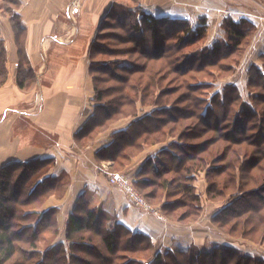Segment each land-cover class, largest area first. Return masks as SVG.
Returning <instances> with one entry per match:
<instances>
[{"label":"trees","instance_id":"trees-1","mask_svg":"<svg viewBox=\"0 0 264 264\" xmlns=\"http://www.w3.org/2000/svg\"><path fill=\"white\" fill-rule=\"evenodd\" d=\"M107 17L110 21L100 26L110 31L96 35L90 49L96 110L77 138L89 142L112 123L133 118L97 155L112 160L115 170L146 146L172 138L166 149L146 160L135 188L182 222L190 212L178 209L200 210L192 182L195 173L205 171L208 197L232 199L213 222L231 236L264 243V50L261 64L252 63L245 71L249 101L235 83L215 91L213 80L219 71L231 76L243 64L257 26L246 18H225L224 38L208 44L206 18L194 27L185 19L122 4H115ZM11 23L19 54L16 81L27 90L36 84V74L26 55L25 26L18 14ZM118 44L132 46L119 49ZM124 55L131 60L103 59ZM7 61L0 40V88L7 82ZM53 161L0 166V264H264L263 258L229 246L202 251L190 244L162 253L148 235L118 223L101 205L89 208L84 198L69 217L68 245L39 250L42 233H59L58 209L38 210L60 190L61 178L49 175Z\"/></svg>","mask_w":264,"mask_h":264},{"label":"crops","instance_id":"crops-1","mask_svg":"<svg viewBox=\"0 0 264 264\" xmlns=\"http://www.w3.org/2000/svg\"><path fill=\"white\" fill-rule=\"evenodd\" d=\"M13 1L11 13L0 10V40L8 58V83L0 88V166L36 159L54 160L49 175L61 178L59 195H52L38 209H58L59 233L53 235L52 244L66 240L69 217L81 198L89 208L101 205L118 223L148 235L157 251L164 252L177 244H203L211 230L208 221L196 228L173 226L157 214L138 209L124 191L109 183L107 173L118 170L112 160H101L97 155L113 143L115 134L126 129L133 118L116 121L89 142L77 138L96 110L90 46L102 19L115 4H124V0ZM140 1L145 2L143 10L154 16L185 19L194 27L202 18L209 17L208 44L224 38L223 20L228 18V11H235L233 19L246 18L257 26L246 53L251 60L245 63V71L252 63L261 64L264 6L258 17L246 9L240 12L227 8L228 0ZM205 8L210 9L208 15ZM15 14L25 26L26 55L36 74V84L27 90L19 88L16 81L19 54L11 23ZM245 81L247 84V78ZM172 140L146 146L121 171L127 172L134 182L146 160L157 156Z\"/></svg>","mask_w":264,"mask_h":264},{"label":"rangeland","instance_id":"rangeland-1","mask_svg":"<svg viewBox=\"0 0 264 264\" xmlns=\"http://www.w3.org/2000/svg\"><path fill=\"white\" fill-rule=\"evenodd\" d=\"M143 2H141L140 0H124V4H122V5H126V6L130 7L131 9L132 8L136 9L138 7L144 9V7L142 5ZM228 3L230 6H226L227 8H232V9L240 11V12L243 11V9L244 10L246 9L247 12L251 11L252 14L257 15L258 17H260V13L263 12L261 8H262V6H264V3H262L261 0H228ZM13 6H14L13 0H0V10L3 12H7V13L10 12L11 13L13 11ZM230 11H232V12H230ZM230 11H228L229 13L226 14V17L233 18L234 17L233 13H235V11H233V10H230ZM204 12L206 15H208L210 13V9L205 8ZM205 17H206V20L209 21V17H207V16H205ZM102 20L103 21H101V23H104V21L105 22L110 21L108 17L107 18L105 17ZM101 27L102 26H98V29L95 32V37L93 40H96V38H97L96 35H98L100 32L107 33V31H110L108 28L101 30ZM130 46H132V45H130V44H118L117 47H119V49H124V48L130 47ZM98 58H100V57H98ZM103 59H105V60L107 59V61L108 60L114 61V60L120 59V60L129 62L131 60V57L128 55L112 56V57L106 56V57H103ZM250 60H251L250 57L246 56L245 59L243 60V64L240 67H238L237 71L231 76L229 74H227L226 72L219 71V73H217V75H216L217 77H215L213 79L215 82V87H214L215 91L222 90L223 86L226 83H235L240 88L244 99L246 101H249V95H250L251 91L249 90V88L246 84V81H245V79H246L245 63L250 61ZM175 105L181 106L180 103H176ZM122 119H124V118H122ZM223 133H227V132H223ZM199 141L200 140H198V142ZM156 144H159V143H156ZM119 171L127 173V172L121 171V170H118L117 172H119ZM194 177L195 178H194L192 184L195 187V192L200 196V203L198 204V206L200 205V210L197 213L191 212L188 208L178 209L177 213H181L183 211H189L190 212V217L187 220L185 219L184 221L180 222V221H177L174 219V218H176V216H175L176 214L173 215L170 213V215H166L161 210L160 204H162V202L159 204H153L145 198L146 201L150 205H152V207L155 209L154 214H157L163 220L171 221L173 223L172 224L173 226H177V227H180L183 229L196 228L197 226H199L203 222L208 221L210 223L211 230L209 231V233L207 235L208 237H207L206 241L203 244H198V245L196 244L198 246V248L201 249L202 251L212 250L216 246L217 247H222V246L228 247L229 246V247H233V248L239 250L242 254L249 255V256H255V257H259V258L264 259V243H256V242L250 241L249 239H246L243 237L231 236V235L227 234L225 230L223 231L222 229H220L213 222V220H212L213 217L216 216L222 209L227 207V205L232 201L231 197L228 196L225 198H217V199H213V200L210 199L208 197V193H207L208 185H209V178L207 177L206 172L200 171L198 173H195ZM133 185H134V183H133ZM139 193L141 194L140 191H139ZM57 195H59V194L57 193ZM160 199H161L160 201L166 202V199H164V197L161 196ZM171 199L172 200L177 199V197H171L170 200ZM169 217H172V220ZM57 225H58V223H57ZM25 228L26 227L23 226V229H25ZM53 235H55V234L53 232H50V231H45L44 233L41 234L40 241L38 243V245L40 247L39 250L44 251V250L49 249V248H57V246H59L61 243H63V242H61V243L55 242V244H52L51 239H52ZM64 244L68 245L67 240L64 241ZM189 245L190 244H184V245L177 244V245H173V247L171 249H173V250L178 249V248L184 249ZM34 252L39 253L38 250H34ZM162 253H166V251H164ZM151 261H153V260H151Z\"/></svg>","mask_w":264,"mask_h":264},{"label":"built area","instance_id":"built-area-1","mask_svg":"<svg viewBox=\"0 0 264 264\" xmlns=\"http://www.w3.org/2000/svg\"><path fill=\"white\" fill-rule=\"evenodd\" d=\"M109 183L115 187L120 188L126 193L129 201L139 209L151 213H155V209L150 205L145 197L133 185L132 178L124 172L107 173ZM150 264V263H149Z\"/></svg>","mask_w":264,"mask_h":264},{"label":"bare ground","instance_id":"bare-ground-1","mask_svg":"<svg viewBox=\"0 0 264 264\" xmlns=\"http://www.w3.org/2000/svg\"><path fill=\"white\" fill-rule=\"evenodd\" d=\"M78 1V0H77ZM75 20V19H74ZM103 21V20H102ZM91 47V46H90ZM28 55V54H27ZM29 58V57H28ZM32 65V64H31ZM33 66V65H32ZM37 72V71H36ZM10 76V75H9ZM15 79H16V77H15ZM8 83V82H7ZM9 87H10V85H9ZM17 87V86H16ZM13 88H15V87H13ZM11 90H12V88H11ZM15 114V113H14ZM13 115V114H12ZM32 161V160H31ZM22 162V161H21ZM20 162V163H21ZM57 236V235H56ZM59 243V242H58ZM52 247V246H51ZM58 248V247H57ZM167 251V250H166Z\"/></svg>","mask_w":264,"mask_h":264}]
</instances>
